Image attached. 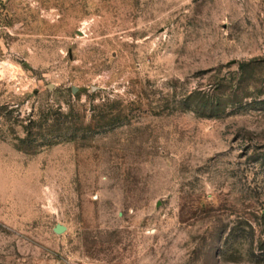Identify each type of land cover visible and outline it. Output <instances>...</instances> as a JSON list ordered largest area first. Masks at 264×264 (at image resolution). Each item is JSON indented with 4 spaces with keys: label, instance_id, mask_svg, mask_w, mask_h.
<instances>
[{
    "label": "rangeland",
    "instance_id": "rangeland-1",
    "mask_svg": "<svg viewBox=\"0 0 264 264\" xmlns=\"http://www.w3.org/2000/svg\"><path fill=\"white\" fill-rule=\"evenodd\" d=\"M0 264H264V0H0Z\"/></svg>",
    "mask_w": 264,
    "mask_h": 264
}]
</instances>
